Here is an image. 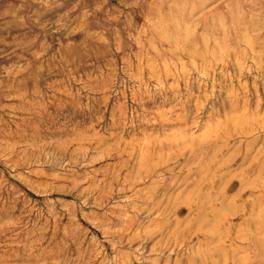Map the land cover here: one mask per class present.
<instances>
[{
	"label": "rangeland",
	"instance_id": "1",
	"mask_svg": "<svg viewBox=\"0 0 264 264\" xmlns=\"http://www.w3.org/2000/svg\"><path fill=\"white\" fill-rule=\"evenodd\" d=\"M243 203L250 253L209 255ZM263 231L264 0H0V264H264Z\"/></svg>",
	"mask_w": 264,
	"mask_h": 264
},
{
	"label": "bare ground",
	"instance_id": "2",
	"mask_svg": "<svg viewBox=\"0 0 264 264\" xmlns=\"http://www.w3.org/2000/svg\"><path fill=\"white\" fill-rule=\"evenodd\" d=\"M228 45V44H227ZM221 52V51H220ZM232 98V97H231ZM221 122V121H220ZM235 146V145H234ZM97 156V155H96ZM144 194V193H143ZM172 194V193H171ZM170 194V195H171ZM240 195H243V194H238V193H234L233 194V197L231 196V198H238ZM174 196V195H173ZM250 196V192H249V195H247V197H249ZM165 197V196H164ZM168 198V197H167ZM173 198V197H172ZM228 196H226V195H224V197H222V203L221 204H225V203H227V200H228ZM143 200V199H142ZM167 199H165V201H166ZM204 200V199H203ZM155 201V200H154ZM173 201V200H172ZM212 201V200H211ZM200 202V201H199ZM203 202V201H202ZM204 203V202H203ZM244 204V203H243ZM242 204V206L240 207V209H238L237 211H233V212H231V213H229V215H230V217H228L227 218V220L228 219H230V222L229 223H227L226 224V226H225V228H224V231H223V234L225 233V235L224 236H222V238L219 236V234H217L218 235V238H216V237H214L213 235L211 236V239H210V243L209 244H216V243H218V246H215L214 247V245H213V248L210 250V253H209V255H212L213 253V250L215 251V253H219L220 252V250H223L224 251V248L223 247H225V246H228V247H231V246H236V248L239 250V251H241V253H246V254H248V253H250V235L252 234H250V232L249 233H247V232H242V230L240 231V221L243 223V224H247L249 227H247V228H250L251 227V225H250V217H249V215H250V209L248 210L246 207H245V204L243 205ZM136 205H138V204H136ZM168 205V204H167ZM205 205H206V203H205ZM169 206V205H168ZM225 206V205H224ZM159 207V206H158ZM181 207H182V205H181ZM181 207L180 208H178V205H177V208H176V210H175V216H174V226H172V228L170 229L169 228V231L172 233V234H177V233H179L178 231H180L181 230V228H182V225H185L186 226V228H183L182 230H185L186 229V231H187V233H188V235H187V241L185 240L183 243H181V245L177 248L178 249V252L181 250V251H184V250H186V251H189L191 254H192V252H194L193 251V246H192V243H190L192 240H193V234H192V232L191 231H189L188 230V227L190 226L187 222V224H184V222L185 221H188V220H185L186 218H181V214H184V213H187V211L185 210V209H181ZM205 207V206H204ZM222 207V206H221ZM133 208V207H132ZM188 208V207H187ZM225 208V207H224ZM205 209V208H204ZM203 209V210H204ZM174 210V209H173ZM225 210V209H224ZM205 211V210H204ZM223 211V210H222ZM226 211V210H225ZM210 212H212V210H210ZM239 212H241V213H239ZM164 213V212H163ZM162 213V214H163ZM165 213H166V211H165ZM212 214V213H211ZM220 214V213H219ZM200 215V214H199ZM202 215V214H201ZM173 216V215H172ZM220 216H221V214H220ZM162 218V217H161ZM204 218V217H203ZM202 218V219H203ZM215 218H217V217H215ZM215 218H213L214 219V221H215ZM212 219V218H211ZM219 220V219H218ZM222 220V219H221ZM221 220H220V222H221ZM224 220V219H223ZM222 220V221H223ZM239 220V222L237 223V222H235V221H238ZM211 221V220H210ZM216 222H217V220H216ZM202 223V222H201ZM213 223V221H211V223L210 224H212ZM205 224V223H204ZM203 224V225H204ZM258 225V224H257ZM197 226V225H196ZM199 226V225H198ZM212 226V225H211ZM253 226H255V225H253ZM252 226V227H253ZM204 227H206V224H205V226ZM209 227V226H208ZM259 227V226H258ZM215 228V227H214ZM256 228V227H255ZM233 229H235L236 230V233H237V235H236V237L235 238H232L231 237V235L229 234V231L230 230H233ZM257 229V228H256ZM255 229V230H256ZM172 230V231H171ZM195 230V229H194ZM209 230V229H208ZM207 230V231H208ZM210 231V230H209ZM146 232V231H145ZM177 232V233H176ZM184 232V231H183ZM212 232V231H211ZM210 232V233H211ZM222 232V231H221ZM264 232V231H263ZM198 233V232H197ZM208 233V232H207ZM219 233V232H218ZM195 234V233H194ZM215 234V233H214ZM180 235V234H179ZM193 235V236H192ZM211 235V234H210ZM262 235V234H261ZM260 235V236H261ZM165 236V235H164ZM253 236V235H252ZM165 238V237H164ZM182 238V237H181ZM180 237L178 238V239H181ZM214 238H215V241H214ZM256 238H257V236H256ZM173 240H175L174 238H173ZM182 240V239H181ZM256 240V239H255ZM254 240V241H255ZM257 240L259 241V239L257 238ZM237 241H238V243H239V245H237ZM253 241V242H254ZM258 241H257V243H258ZM174 242V241H173ZM195 243V242H194ZM196 243H198V245H202V242L200 241V240H197V242ZM204 243V242H203ZM255 243V242H254ZM171 244V243H170ZM170 244H168V245H170ZM173 244V243H172ZM175 244V246H176V242L174 243ZM205 244V243H204ZM208 244V245H209ZM208 245L206 246V247H208ZM173 246V245H172ZM257 246V245H256ZM181 247H183V249H181ZM205 247V248H206ZM211 247V246H210ZM255 247V246H254ZM173 248V247H172ZM257 248V247H256ZM255 248V249H256ZM259 248V247H258ZM263 248V247H262ZM180 249V250H179ZM254 249V250H255ZM196 250V249H195ZM150 251L151 252H153L154 251V248L152 247L151 249H150ZM175 251V250H174ZM222 251V252H223ZM257 251V250H256ZM141 252H142V250H141ZM258 252H259V250H258ZM195 253H196V251H195ZM205 253V252H204ZM240 253V254H241ZM262 253V252H261ZM185 254V253H184ZM183 254V255H184ZM222 254H224V253H222ZM180 255V254H179ZM182 255V254H181ZM225 255V254H224ZM232 255V254H231ZM257 255V254H256ZM261 255V254H260ZM192 256V255H191ZM207 256V255H206ZM259 256V255H258ZM185 257V256H184ZM217 257H219L218 255H217ZM199 258V257H198ZM213 258H215V257H213ZM221 258H223V256H221ZM174 259V258H173ZM180 259V258H179ZM200 259V258H199ZM206 259V258H205ZM247 259H248V257L247 256H245L244 258H233L232 260H231V263L232 264H246L247 262ZM150 260V259H149ZM188 260V259H187ZM197 260V259H196ZM207 260V259H206ZM180 261H181V259H180ZM208 261H210V260H208ZM207 261V262H208ZM228 259L227 258H225V256H224V259H223V262H225V264H228ZM189 262V261H188ZM196 262V261H195ZM194 262V263H195ZM199 262V261H198ZM211 262V261H210ZM167 264H169V261H167L166 262ZM173 263V262H172ZM181 263V262H180ZM174 264H179V262H177V261H175L174 262ZM191 264H192V262H191ZM201 264H203V263H201ZM204 264H208V263H206V262H204Z\"/></svg>",
	"mask_w": 264,
	"mask_h": 264
}]
</instances>
